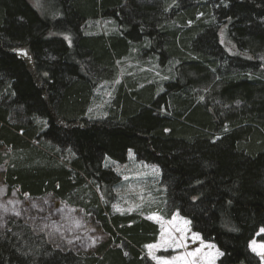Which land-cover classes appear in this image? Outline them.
Instances as JSON below:
<instances>
[{"label": "trees", "instance_id": "obj_1", "mask_svg": "<svg viewBox=\"0 0 264 264\" xmlns=\"http://www.w3.org/2000/svg\"><path fill=\"white\" fill-rule=\"evenodd\" d=\"M0 147L11 187L94 211L106 236L81 252L11 224L0 264H153L158 227L112 211L130 161L158 169L154 212L188 218L217 264H262L264 0H0Z\"/></svg>", "mask_w": 264, "mask_h": 264}, {"label": "rangeland", "instance_id": "obj_2", "mask_svg": "<svg viewBox=\"0 0 264 264\" xmlns=\"http://www.w3.org/2000/svg\"><path fill=\"white\" fill-rule=\"evenodd\" d=\"M29 1L37 9L40 8V0ZM87 30H92L91 32L96 34L105 32L107 27L106 24L90 23ZM16 53L24 59H31L26 50H17ZM123 64L120 65L122 73L131 71L130 61H125ZM111 92L112 89L108 85H102L99 88L98 95L102 104L99 105L98 110L106 109L111 99ZM9 155L10 151L0 147V158L3 159L0 164L1 232H6L11 224L19 223L30 227L35 233L56 246L81 252H90L106 240L94 211L89 212L53 196L33 198L29 194H22L18 187H11L6 180L9 161L4 160ZM112 169L121 178L114 193L113 214L123 216L139 214L158 227L157 242L145 247V258L153 264H161L163 260L171 261L177 257H186L187 253L199 250L196 264L218 263L222 256L221 252L213 243L204 241L199 234L195 233L189 220L178 213H175L171 219H167L154 212L157 207L156 197L160 193L158 169L133 161L126 165H114ZM90 184L88 182L87 187ZM93 190L101 197V201L105 202L101 192L97 188ZM258 236H264V230H261ZM262 246H264L263 242L254 240L250 244V250L264 264V247ZM176 264H184V261L177 260Z\"/></svg>", "mask_w": 264, "mask_h": 264}, {"label": "snow or ice", "instance_id": "obj_3", "mask_svg": "<svg viewBox=\"0 0 264 264\" xmlns=\"http://www.w3.org/2000/svg\"><path fill=\"white\" fill-rule=\"evenodd\" d=\"M262 247H264V246H262ZM198 252H199V250H197V252L187 253V256L186 257H177V258H174L171 261H169V260H163V261H161V264H176V261L177 260L184 261V264H196V257L198 255ZM153 258L155 259V257H153Z\"/></svg>", "mask_w": 264, "mask_h": 264}, {"label": "bare ground", "instance_id": "obj_4", "mask_svg": "<svg viewBox=\"0 0 264 264\" xmlns=\"http://www.w3.org/2000/svg\"><path fill=\"white\" fill-rule=\"evenodd\" d=\"M27 49V48H26ZM116 67V66H115ZM139 76V75H138ZM130 79H131V77H130ZM103 81V80H102ZM126 81V80H125ZM129 81V80H128ZM148 83V82H147ZM101 206V205H100ZM188 219V218H187ZM155 242V241H154Z\"/></svg>", "mask_w": 264, "mask_h": 264}]
</instances>
